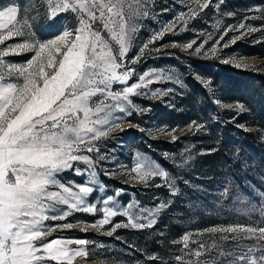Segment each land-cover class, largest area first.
<instances>
[{
	"label": "rangeland",
	"instance_id": "1",
	"mask_svg": "<svg viewBox=\"0 0 264 264\" xmlns=\"http://www.w3.org/2000/svg\"><path fill=\"white\" fill-rule=\"evenodd\" d=\"M203 2L200 0V3ZM8 6L18 7L17 26H23L24 35L6 41L0 48L7 44L24 43L25 40L47 43L65 30L74 33L79 26V17L72 12L59 14L54 21H50L47 0H0V10ZM147 11V17L136 21L137 31L125 58L126 67H134L136 71L128 83L137 82L145 72L161 69L181 83L160 81L142 89L144 95L131 97L136 105V109L130 110L131 115L116 113L122 117L117 121L119 127L94 142L99 154H83L91 155L96 161L95 179L97 185L104 189L94 191L89 203H96L99 207L100 199L120 191L118 211L130 203H138L139 207L146 209L161 203L167 207L155 217L157 222L152 227H120L112 236L106 235V232L117 223H127L124 215L113 217L109 224L102 227H93L102 218V213L74 211L65 219L45 222L48 227L56 228L47 239L90 241L84 246H69L83 247L88 253L87 257H76L72 264H177V256H182L183 261L198 260L203 264H234L236 258L255 243L254 240L245 239L238 245L232 240H221L218 233L205 238L203 234H209L207 230L213 227L227 228L237 224L264 226V190L261 188L264 180L259 181V176L252 175L264 170V157L257 158L260 169L253 161L256 169L251 164L249 173H242L240 169L243 168L244 157L235 148L217 150L218 145L214 142H218L219 136L212 134L211 124L217 122L224 125L239 117L244 123L238 125L253 132L255 142L263 146L264 115L256 112V99L246 105L234 98L231 84L233 80L244 78L221 69L222 77L218 79L210 72L220 70L217 63L221 62L241 70L264 73V55L248 53L244 49L251 44L264 43V0H211L209 7L202 11L195 0H147ZM193 11L198 13L195 18L192 17ZM241 23L245 28L239 27ZM172 25V31L164 32L161 38L151 42L156 33ZM249 27L260 31L249 34L246 31ZM94 28L101 32L114 53L118 52V45L103 30L102 24L97 23ZM242 32L244 36L232 43ZM189 43H192L190 49L186 48ZM145 44L148 47L139 62L131 63ZM201 44V51L196 53L195 49ZM259 50L264 51V47ZM34 54V51H25L5 57V60L26 64ZM46 71L51 70L46 68ZM121 88L122 85L114 84L112 90ZM156 89L166 94L153 96L152 92ZM212 103L215 109L211 107ZM225 105L233 107L226 108ZM239 105L243 106L242 110ZM193 121L196 123L192 124ZM189 125H192L191 130ZM201 132L205 134L199 137ZM172 136L177 139L173 140ZM141 158L168 173V178L174 182L175 194L160 177L149 178L147 186L140 182L132 169ZM78 166L85 167L82 163ZM58 179L71 186L83 183L88 177L69 170L61 173ZM132 211L134 213L135 209ZM67 224L72 227H56ZM185 234H191L188 248L180 245L182 242L174 243L182 241ZM200 243L206 249L211 247V251L199 258L186 255L189 249L197 250ZM213 244L217 247H212ZM159 251L166 255L161 263L156 255Z\"/></svg>",
	"mask_w": 264,
	"mask_h": 264
},
{
	"label": "snow or ice",
	"instance_id": "2",
	"mask_svg": "<svg viewBox=\"0 0 264 264\" xmlns=\"http://www.w3.org/2000/svg\"><path fill=\"white\" fill-rule=\"evenodd\" d=\"M195 3L202 11L209 7L211 0L203 3L195 0ZM47 4L50 21L67 12L79 17V26L74 33L65 30L47 43L25 40L0 48V264H72L78 256L87 257L83 247H69L72 244L88 245L90 241L86 239H47L56 230L46 225L50 219L62 220L74 211L100 212L102 218L92 226L102 227L113 217L124 215L127 223H117L106 232L112 236L120 227H152L157 222L155 217L167 207L161 203L146 209L139 207L138 203H130L118 211L120 191L100 199L99 207L96 203H89L94 191L104 189L95 179L96 161L91 155L83 154H99L94 142L119 127L117 121L122 117L116 113L131 115L130 110L136 109L131 97L144 95L142 89L160 81L181 83L163 69L145 72L137 82L128 83L136 71L134 67H126L125 58L137 31V19L149 14L147 0H47ZM17 14V6L0 10V45L24 35L23 26H17ZM197 14L193 11L192 17ZM97 23L102 24L103 30L118 45V52L114 53L109 42L94 28ZM239 27L245 28L244 23ZM173 28L174 25L167 26L156 33L151 42ZM246 31L250 34L260 29L249 27ZM244 34L235 37L232 43ZM147 47L145 44L131 63L139 62ZM202 47L203 44L196 48V53ZM186 48H192V43ZM25 51L35 53L26 64L5 60V57ZM114 84L122 85V88L113 91ZM158 94L166 93L160 89L152 92L153 96ZM225 107L232 108L233 105ZM238 107L243 109L242 105ZM172 139L177 137L172 136ZM81 163L85 165L83 169L78 166ZM69 170L88 179L81 184L65 185L58 176ZM132 171L145 186L149 178L160 177L175 194L174 182L170 181L168 173L151 161L139 159ZM132 209H135L134 213ZM56 227L71 228L72 225ZM207 231L218 233L221 240H232L238 245L245 239L254 240L251 247L244 246L247 251L239 255L234 264H264V243H261L264 241V226L237 224ZM190 237L191 234H185L182 241L174 243L182 242L184 248H188ZM210 251L211 247L206 249L200 243L197 250L189 249L186 255L199 258ZM256 253L260 255L256 256ZM176 260L182 264H203L198 260L183 261L182 256H177Z\"/></svg>",
	"mask_w": 264,
	"mask_h": 264
},
{
	"label": "trees",
	"instance_id": "3",
	"mask_svg": "<svg viewBox=\"0 0 264 264\" xmlns=\"http://www.w3.org/2000/svg\"><path fill=\"white\" fill-rule=\"evenodd\" d=\"M261 47H264V43L258 45L251 44L248 47H245L244 49L248 53L264 55V51L259 50ZM217 67H219L220 70L213 69L210 74H212V76L218 79H221L222 77L220 75L221 69L227 70L229 72H234V74L240 76V78H244V80H233L234 83L233 85L231 84V89L234 93V98L244 102L246 105L250 104L253 99H256L258 101L256 112L264 115V73L254 70H241L232 67L229 64H223L221 62L217 63ZM229 83H232L231 80L229 81ZM202 91L205 92L204 89H202ZM210 105L213 109L216 108L214 103ZM239 123H244L243 120L239 117L235 119L234 122H229L228 124L224 125L221 123L214 122L213 124H211V132L213 135L218 134L219 136L218 142H214L216 146L218 145L216 148L217 150L220 151V149H223V147L235 148V150L239 152V155H242L244 157L245 162L243 164V168H241L240 171L244 174H248L250 171L251 164L255 166L253 161L260 169V161H258V159L264 157V145L262 146L260 144H257L254 139V133L246 131L243 127H240L238 125ZM204 134L205 133L201 132L198 135L199 137H201ZM152 142L155 144L158 143V141L156 140H152ZM263 165L264 164L262 162V166ZM252 175L253 177L259 176V181L264 180V170H260V173L254 172ZM261 188L264 190V186H262ZM210 234L211 233L203 234V238L210 236ZM262 243H264V241H262ZM180 245H183V243ZM156 255L157 257H160L159 263H161V261L163 262V259L166 258V255L161 251L157 252ZM185 261L189 260L186 259ZM177 264H182V262L177 261Z\"/></svg>",
	"mask_w": 264,
	"mask_h": 264
}]
</instances>
